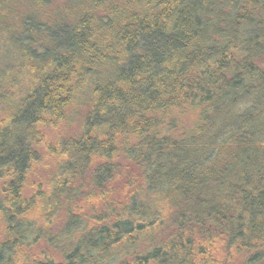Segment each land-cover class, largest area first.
Here are the masks:
<instances>
[{"label":"trees","instance_id":"obj_1","mask_svg":"<svg viewBox=\"0 0 264 264\" xmlns=\"http://www.w3.org/2000/svg\"><path fill=\"white\" fill-rule=\"evenodd\" d=\"M92 6L48 36L30 32L41 51L25 56L16 86L30 85L16 91L15 73L5 75L0 100L19 97L16 131L0 120V264H213L219 243L242 264H264V0ZM80 97V133L62 143L37 224L27 174L44 128ZM120 160L135 170L131 190L105 197ZM90 189L100 207L88 216L75 204Z\"/></svg>","mask_w":264,"mask_h":264},{"label":"rangeland","instance_id":"obj_2","mask_svg":"<svg viewBox=\"0 0 264 264\" xmlns=\"http://www.w3.org/2000/svg\"><path fill=\"white\" fill-rule=\"evenodd\" d=\"M94 0H0V99H4L6 95L3 90L6 89L4 84L5 75L8 71L15 73L16 91L22 86L31 84V82L23 80L20 85L16 86V77L18 66L25 65L28 52H40L41 48L36 44L30 32L34 29L42 30L44 36H48L51 31L58 30L59 25H73L88 8L93 7ZM110 5H124L127 0H106ZM94 9V8H92ZM102 12L101 8H98ZM98 13V11L95 9ZM36 17L44 22L41 26L37 23ZM59 24V25H57ZM30 34L32 36H30ZM35 57V56H34ZM35 62L37 58H34ZM19 95L10 96L7 100H0V120L7 118L9 123L6 130L16 131V100ZM89 99L80 97L69 108L66 118L63 122L53 128H44V143L39 148L40 159L37 164L33 163L32 169L26 177V186L24 194L27 198L35 197L36 204L29 212L28 216L37 224L46 222V214L48 208L46 200L50 194L51 184L54 183L56 173L59 166L63 162L65 156L62 154V143L69 137L78 136L81 129L82 118L88 108ZM12 106L14 108L12 109ZM12 114V115H11ZM197 117L196 111L187 112L184 115V125L191 127ZM13 119V120H11ZM2 134V133H1ZM121 161L119 174L112 180L109 188L104 191V196L108 198L118 199L124 197L131 190V183L135 176V170L132 165L124 160ZM96 191V190H95ZM94 190L88 192L82 190L79 196V203L76 211L92 215V209L99 208L97 193ZM0 197L2 193L0 191ZM48 225L55 228L66 217L65 208L57 209L54 215L50 216ZM6 224L0 213V244L5 242ZM43 244L44 242L41 241ZM214 250L209 253L212 258H208V262L213 264H242L241 256L234 252H227L219 243L214 246ZM56 259L60 255L55 254ZM16 259V257H15Z\"/></svg>","mask_w":264,"mask_h":264}]
</instances>
